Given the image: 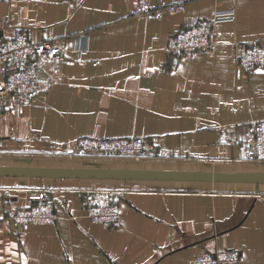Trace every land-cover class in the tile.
Listing matches in <instances>:
<instances>
[{"label": "crops", "instance_id": "crops-1", "mask_svg": "<svg viewBox=\"0 0 264 264\" xmlns=\"http://www.w3.org/2000/svg\"><path fill=\"white\" fill-rule=\"evenodd\" d=\"M172 1V0H154ZM131 0H3L0 36L60 37L35 58L23 112L0 118V264H194L235 247L233 264H264V162L246 158L264 118V68L243 70L237 41L264 43V0H188L185 12L129 15ZM215 45L192 54L165 44L212 12ZM143 136L141 156L76 153V139ZM183 174V175H181ZM45 191L55 224L13 225L8 209ZM88 193L119 203V226L92 222Z\"/></svg>", "mask_w": 264, "mask_h": 264}, {"label": "built area", "instance_id": "built-area-1", "mask_svg": "<svg viewBox=\"0 0 264 264\" xmlns=\"http://www.w3.org/2000/svg\"><path fill=\"white\" fill-rule=\"evenodd\" d=\"M3 0H0V4ZM188 0L159 1L131 0L129 15L142 19L161 18L167 14L185 12ZM233 10L216 8L212 15L199 19L184 28H177L167 39L166 49L175 54H192L214 47V26L216 22L229 19ZM239 66L251 72L264 68V43L237 41L234 43ZM67 49L63 38L56 37L32 40L25 29L16 28L10 37L0 36V118L22 113L23 107L32 96L38 78L39 67L35 58L43 54L58 55ZM152 148L143 136H90L81 135L76 139V153L117 154L141 156ZM248 160L264 162V118L250 123V134L246 144ZM8 193L5 190L2 197ZM29 206L8 209L10 222L23 231L32 225L55 224L58 218L53 201L45 191L29 194ZM84 207L87 217L94 223L105 226H119L123 221V211L119 203L99 200L92 193L85 197ZM241 257L235 247L203 249L196 254L194 264H233Z\"/></svg>", "mask_w": 264, "mask_h": 264}, {"label": "rangeland", "instance_id": "rangeland-1", "mask_svg": "<svg viewBox=\"0 0 264 264\" xmlns=\"http://www.w3.org/2000/svg\"><path fill=\"white\" fill-rule=\"evenodd\" d=\"M257 162H263V161H257Z\"/></svg>", "mask_w": 264, "mask_h": 264}, {"label": "water", "instance_id": "water-1", "mask_svg": "<svg viewBox=\"0 0 264 264\" xmlns=\"http://www.w3.org/2000/svg\"><path fill=\"white\" fill-rule=\"evenodd\" d=\"M181 175H183V174H181Z\"/></svg>", "mask_w": 264, "mask_h": 264}]
</instances>
